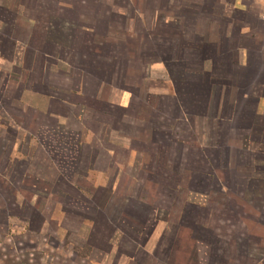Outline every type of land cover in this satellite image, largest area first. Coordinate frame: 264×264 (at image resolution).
Here are the masks:
<instances>
[{"label": "rangeland", "instance_id": "rangeland-1", "mask_svg": "<svg viewBox=\"0 0 264 264\" xmlns=\"http://www.w3.org/2000/svg\"><path fill=\"white\" fill-rule=\"evenodd\" d=\"M236 1L230 6L244 10ZM192 2L18 0V12L35 17L30 31L24 17L0 16V264H195L194 251L200 264H264V228L248 231L249 218L226 206L181 128L184 114L198 129L195 114L207 109L205 83L186 69V54L161 55L157 71L146 67L148 90L173 99H142L155 109L145 121L137 101L127 114L118 106L122 85L143 75L139 56L152 48L129 38L146 25L154 34L156 21L178 23L170 14ZM251 3L264 14V0ZM88 28L93 42L80 35ZM97 85L101 100L91 98ZM198 232L216 244L205 245L207 256L190 237ZM238 235L259 242L248 258L236 254Z\"/></svg>", "mask_w": 264, "mask_h": 264}, {"label": "crops", "instance_id": "crops-1", "mask_svg": "<svg viewBox=\"0 0 264 264\" xmlns=\"http://www.w3.org/2000/svg\"><path fill=\"white\" fill-rule=\"evenodd\" d=\"M192 1L180 13L179 6H177L175 13L172 11L170 14L180 20L178 23L174 24L169 21V25L161 28L156 21L152 26L154 34L149 28H145L146 25L144 29L134 31L133 36L129 38L132 40L130 42L132 46L134 41H137V46L145 44L152 45V48L150 52L148 51L147 57L139 56L140 64L144 67L143 75H139L138 81L133 86H127V83L122 85L118 95V106L124 114H127L137 101L139 103V107L135 108L138 109L137 117H143L145 121V118L155 112L154 109L152 113L150 105L145 103L147 96L155 101L163 95L168 97L167 99H173L172 96V98L167 96L169 93L166 95L160 92L162 90L159 87L160 91L155 93L149 91L146 75L144 77L147 73L144 71L146 67L159 70L161 64H157V61L163 62L164 60L161 55L167 56L173 53L176 59L184 52L186 56L183 64L186 69L189 70L191 67L195 78L205 83L203 90L205 93L201 94L203 97L201 101H206L204 105H207V109H200V112L195 114L197 117L194 119L199 118L201 122L198 129L193 116L181 115V128L185 129L190 136L187 138L188 144L192 150L201 154L202 164L209 169L206 172L208 174L206 178L217 183L219 195L225 198L226 206L233 207L234 211L245 214L249 218L246 224L248 231L252 228V230L257 228L262 230L264 228V14L258 8H254L256 6L252 5V0H240L245 5V9L237 11L230 6L235 4L236 0ZM9 3L15 4L13 11L8 7ZM54 3L57 4V1ZM18 6V0H0V16L8 14L15 19L17 16H22L25 21L22 26L28 31L34 30L36 25L32 12L19 13L20 6ZM62 11L64 13V8L57 4L56 16H61ZM41 15L46 16L48 20L50 18V15L47 16L46 13ZM236 16H239L237 20H235ZM10 21L13 23V20ZM151 21L149 19V24ZM160 31H162L161 34ZM80 33L84 39L89 37L90 42L95 39L91 28H88L87 32L81 31ZM75 37L76 35L71 32L72 46L73 43L76 45ZM171 44L174 46L169 53L168 47ZM63 46H66L65 43ZM123 47L126 50V45ZM59 51L61 52L62 48ZM125 53L124 51V56L131 59L132 55ZM190 61L192 65L189 64ZM129 62L130 60H124V63ZM111 67L113 70L114 66ZM128 70L129 66L124 65L125 75ZM109 72L111 74V70ZM174 81L164 84L165 88L173 87ZM98 86L92 92L93 100L100 97L99 94L102 93ZM200 93L202 91L197 93L198 96ZM198 96L189 93L190 98H198ZM142 99L145 101L143 102ZM138 122L141 133L144 130H146L144 133H148L147 125L142 121ZM198 134H201V137ZM201 149L206 151V158L205 152ZM247 214H250V217ZM243 223L244 221L239 222V227L243 228ZM197 229L203 228L198 226ZM208 232L211 233L210 230ZM197 234L199 232L192 233L190 237L192 236L195 246L202 245L201 251L206 255L209 249L206 251L205 245L209 244L214 247L216 245L213 242L214 239L212 236L208 238L204 233L203 235L207 238L202 242L195 236L193 237ZM245 236L238 235V247L235 246L236 254H240L242 258L243 254L247 258L250 256L253 248L248 249L249 245L253 247L255 243H259ZM217 239L220 243V239L218 237ZM224 245L227 249L225 242ZM224 248H218L221 254L225 252ZM218 250H213V253L216 252L215 257H220ZM192 253V260L195 264H200L197 252ZM223 261H226V257L221 262ZM213 262V260L210 261V263Z\"/></svg>", "mask_w": 264, "mask_h": 264}, {"label": "trees", "instance_id": "trees-1", "mask_svg": "<svg viewBox=\"0 0 264 264\" xmlns=\"http://www.w3.org/2000/svg\"><path fill=\"white\" fill-rule=\"evenodd\" d=\"M120 110V108H118Z\"/></svg>", "mask_w": 264, "mask_h": 264}]
</instances>
